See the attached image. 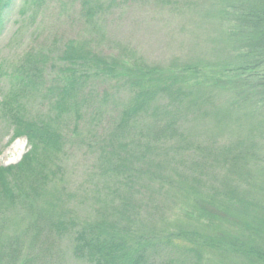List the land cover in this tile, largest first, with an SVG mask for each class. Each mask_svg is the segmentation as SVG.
<instances>
[{
    "label": "trees",
    "instance_id": "16d2710c",
    "mask_svg": "<svg viewBox=\"0 0 264 264\" xmlns=\"http://www.w3.org/2000/svg\"><path fill=\"white\" fill-rule=\"evenodd\" d=\"M13 1L0 0V32L1 16ZM42 1L24 4L36 12ZM98 1L81 0L89 21L91 5ZM218 1L215 10L196 11L226 23L214 29L208 45L211 61L183 59L176 67L161 69L132 56V65L118 54L94 50L88 39L72 37L60 47L66 63H50L47 73L56 69V75L45 82V56L37 53L35 60L31 54L26 66L11 73V93L0 100V108H7L12 118V138L25 136L28 142L16 164L0 167L2 204H14V190L26 204L38 201V189L56 165L50 158L63 155L68 119L81 114L91 124L87 143L101 139L98 181L104 198L92 209V218L73 228L77 261L217 264L213 260H223L228 252L257 256L250 228L260 230L253 224L264 222V202L241 188L251 187L243 175L250 176V161L264 162V153L255 146L257 135L264 134V0ZM61 5L66 9V3ZM40 25L38 21L35 37L42 34ZM118 94L122 101L114 99ZM36 97L47 101L44 117L27 114V102ZM216 174L221 176L218 185L209 177ZM260 177L264 185V172ZM98 189L82 183L78 191L84 202H93ZM163 193L181 205L172 225L156 231L157 223L147 226L141 217L144 209L158 215ZM61 223L55 222L58 233L66 230Z\"/></svg>",
    "mask_w": 264,
    "mask_h": 264
},
{
    "label": "rangeland",
    "instance_id": "374dc122",
    "mask_svg": "<svg viewBox=\"0 0 264 264\" xmlns=\"http://www.w3.org/2000/svg\"><path fill=\"white\" fill-rule=\"evenodd\" d=\"M62 1L43 0L36 13L31 6L24 4L25 0H14L12 6L3 12L0 32V100L11 93V73L16 72L21 65L26 66L31 54V59L35 60L38 59L37 53L42 52L45 56V66L41 73L44 81L49 82L56 75V69H51V74L47 73L49 64L60 67L66 63L60 47L72 37L88 39L94 50L118 54L131 64L134 60L129 58L136 56L139 61L159 64L161 69H165L163 66L176 67L183 59L211 61L213 56L208 53V45L214 29L226 27L219 16L213 15L210 18L196 13L207 8L215 10L213 6L220 4L218 0H120L123 3L117 5V0H99L95 5L90 4L93 7L91 21L85 15V6L81 0H75L72 5L67 0ZM61 3H66V9ZM69 16L73 17V21ZM38 21L41 22L39 29L42 30L38 32L42 34L35 37ZM57 76L61 77L62 74L57 73ZM114 99L122 101L123 95H115ZM47 106L45 99L36 97L28 101L25 107L29 116L44 117ZM83 110L86 112V108ZM68 123L60 153L63 155L61 158H50L56 165L43 189H38V201H34V205L26 204L14 190L18 198H14L16 200L13 205L4 206V198L0 196V264H87L77 261L72 255L71 239L73 228H78L85 219L92 218V209L102 203L100 198H104L103 185L98 181L99 173L102 172L98 155L101 139L97 143H87L85 137L91 124H86L81 114L78 118L72 116ZM91 132L100 136L94 128ZM12 133L10 112L7 108H0V167L16 164L28 149L26 137L12 138ZM255 146L264 153V134L257 135ZM250 164V176L243 175L251 187L243 186L241 189L247 192L251 189L254 196L250 194V198L263 203L264 185L260 182V172H264V162L250 161ZM90 172L97 174L87 177ZM209 177L213 184H219L221 176L216 174ZM82 183L94 192L100 188L95 201L82 200L78 191ZM162 198L165 203L158 210V215L144 209L141 217L147 226L157 223L156 231L172 225L173 218L179 213L178 206L181 205L171 194L163 193ZM55 222H62L66 230L58 233L60 228ZM260 223L253 224L260 229L257 233L250 228L252 239L257 244V256L254 254L248 258L228 252L223 260L216 257L213 263L264 264V222ZM226 225L235 231L238 228Z\"/></svg>",
    "mask_w": 264,
    "mask_h": 264
}]
</instances>
